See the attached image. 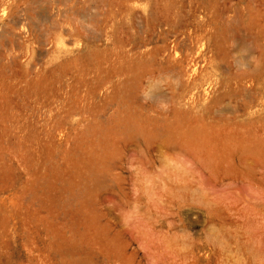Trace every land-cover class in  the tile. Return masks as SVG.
I'll list each match as a JSON object with an SVG mask.
<instances>
[{
	"label": "rangeland",
	"instance_id": "374dc122",
	"mask_svg": "<svg viewBox=\"0 0 264 264\" xmlns=\"http://www.w3.org/2000/svg\"><path fill=\"white\" fill-rule=\"evenodd\" d=\"M0 264H264V0H0Z\"/></svg>",
	"mask_w": 264,
	"mask_h": 264
}]
</instances>
